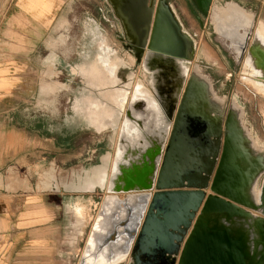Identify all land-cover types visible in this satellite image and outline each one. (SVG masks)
<instances>
[{"label":"rangeland","instance_id":"obj_1","mask_svg":"<svg viewBox=\"0 0 264 264\" xmlns=\"http://www.w3.org/2000/svg\"><path fill=\"white\" fill-rule=\"evenodd\" d=\"M5 1L0 0V136L7 140L8 133L19 132V138H25L27 145L2 172L4 181L9 185L25 183L39 191L62 188L100 201L108 194L105 190L75 191L66 186L77 184L80 176L101 164L103 155L110 153L113 158L135 84L142 82L151 91L150 74L143 65L148 51L129 42L123 21L112 11L111 3L115 0H69V5L60 11L63 0H28L26 11L35 18L43 17L36 20L17 16V5ZM248 1L249 11L263 7L259 18L262 20L264 5L258 0ZM183 7L188 8L186 0ZM190 17L197 29L195 36L183 29L195 42V54L193 60L184 62L188 75L183 85L198 65L210 82L213 97L224 100V112H228L233 100L243 108V124L264 150V94L243 79L250 77L251 70L245 68L243 61L253 33L245 52L237 58L225 41L212 32L209 22L202 32L198 21ZM113 58L130 77L131 86L122 113L115 112V119L119 118L117 131L112 129L113 125L97 129L88 120L93 108L89 96H100L101 85L111 83L109 78L99 85L98 71L91 74L89 69L98 61L101 68L100 61ZM182 92L183 89L178 102ZM53 175L61 183L59 187L43 189ZM263 180L264 171L256 189H260ZM126 194L118 193L120 197ZM126 260L123 264H133L131 255Z\"/></svg>","mask_w":264,"mask_h":264},{"label":"water","instance_id":"obj_2","mask_svg":"<svg viewBox=\"0 0 264 264\" xmlns=\"http://www.w3.org/2000/svg\"><path fill=\"white\" fill-rule=\"evenodd\" d=\"M111 4L134 46L183 62L194 59L195 42L170 0H151L150 4L148 0H115ZM248 38L249 33L240 57ZM263 171L264 157L250 155L243 120L215 102L209 80L191 73L172 116L150 187L154 190L149 192L128 250L133 264H246L239 239L221 230L197 231L198 214L205 207L227 213L238 205L264 217V180L262 201L256 203L253 198Z\"/></svg>","mask_w":264,"mask_h":264},{"label":"bare ground","instance_id":"obj_3","mask_svg":"<svg viewBox=\"0 0 264 264\" xmlns=\"http://www.w3.org/2000/svg\"><path fill=\"white\" fill-rule=\"evenodd\" d=\"M213 20L217 31L227 37L237 58L240 57L252 25V14L235 3H227L213 9ZM238 28L244 32H238ZM255 34L254 42L251 43L253 45L243 61L245 68L251 70L250 77L246 75L243 79H247L264 94V26ZM103 63L107 67L115 66L116 59L103 60ZM143 65L150 74L151 91L144 88L142 82L135 84L119 128L113 158L110 153L103 155L101 164L86 171L83 177H79L77 184H63L79 191H92L97 187L105 190L107 184L105 191L108 194L103 198L94 219L80 264H118L128 254L149 200L150 193L145 190L154 184L188 67L174 57L149 51ZM97 71V64H93L91 74ZM191 73L206 79L198 65L193 67ZM109 78L105 76L100 84H105ZM129 89L123 95L121 110L127 101ZM214 100L221 105L224 101L221 98ZM230 108L235 117L243 120V108L235 100ZM89 115L90 122L97 129L106 126L100 122V112ZM243 133L251 157H264V150L257 145L244 124ZM49 180L55 187L60 185L54 175ZM262 187L253 191L256 203L262 201ZM119 192L127 194L120 197ZM205 209L198 214V232H227L241 242L246 264H264V217L238 205L230 207L227 213L212 212L207 207ZM78 211L82 218L80 205Z\"/></svg>","mask_w":264,"mask_h":264},{"label":"crops","instance_id":"obj_4","mask_svg":"<svg viewBox=\"0 0 264 264\" xmlns=\"http://www.w3.org/2000/svg\"><path fill=\"white\" fill-rule=\"evenodd\" d=\"M186 1L188 8L183 7V0L170 1L183 28L190 35L195 36L197 29L190 16L198 21L202 32L209 22L212 32L225 41L233 53L235 51L229 47L227 37L222 32H218L215 27L213 9L218 6L217 4L224 6L227 3H235L252 14L249 38L252 33L254 38L256 31L264 26V15L260 20L263 7L256 8L255 12L249 11L250 1L248 0ZM258 2L264 5V0H258ZM28 3V0L5 1V4L17 5L19 8L17 16L20 15L23 19L43 18L31 16L25 7ZM69 3V0H63L59 11ZM256 23L257 27L254 29ZM237 30L240 33L244 32L242 28ZM8 134L7 140L5 136H0V264H80L90 230L103 199L96 201L93 197H80L82 193L69 192L62 188L39 191L25 183L6 184L7 181H4L2 172L21 155L22 149H25L27 145L25 138H19V132L17 135L14 132ZM52 186L54 183L48 180L43 189H50ZM69 195H75V197H69ZM79 205L82 207V218L78 211ZM128 256L129 254L123 257L118 264L125 263Z\"/></svg>","mask_w":264,"mask_h":264},{"label":"flooded vegetation","instance_id":"obj_5","mask_svg":"<svg viewBox=\"0 0 264 264\" xmlns=\"http://www.w3.org/2000/svg\"><path fill=\"white\" fill-rule=\"evenodd\" d=\"M228 43H229V47L232 50H234L233 45L232 46L230 45L231 44L230 41ZM103 60H106V59H103ZM103 60L100 61L102 63L101 68L99 67L100 65L99 66L97 65L98 69H99L98 73H96L98 75V78H100L102 76L100 78V81L105 76L106 77L108 76L111 78L113 77V78L112 79L110 78V80H109V82H111V83H108L106 85L99 84V85H101V87L98 85L102 90L101 91L102 93H100V96H94V97L89 96V99L91 100V104L93 106L92 110L90 109V112H100V115H101L100 122H102V124L104 123V124H106V126H108V125H113V122H114L115 117H116L115 112H122L120 106H121L122 101H123V95L126 92L125 90H127V88H129V86H127V85L129 84L130 77L126 76L121 71V68L118 66L117 62H116L115 66H108L107 67V65L105 63H103ZM109 60H112V59H109ZM95 64H99V61H98V63H95ZM92 65H91V67H92ZM111 73H113L114 75ZM117 80H119V81H117ZM100 81H99V83H100ZM98 101L101 103H98ZM94 103L99 104L100 107L99 106L96 107V105ZM94 106H95V108H94ZM87 113H89V112H87ZM145 262H146V260H145Z\"/></svg>","mask_w":264,"mask_h":264}]
</instances>
